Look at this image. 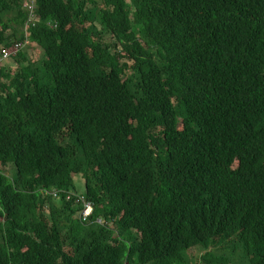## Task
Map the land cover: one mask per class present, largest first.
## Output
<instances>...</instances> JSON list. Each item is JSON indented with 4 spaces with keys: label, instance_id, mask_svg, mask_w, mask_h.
<instances>
[{
    "label": "trees",
    "instance_id": "16d2710c",
    "mask_svg": "<svg viewBox=\"0 0 264 264\" xmlns=\"http://www.w3.org/2000/svg\"><path fill=\"white\" fill-rule=\"evenodd\" d=\"M36 1L0 0V264H264V0Z\"/></svg>",
    "mask_w": 264,
    "mask_h": 264
},
{
    "label": "built area",
    "instance_id": "2783aa9c",
    "mask_svg": "<svg viewBox=\"0 0 264 264\" xmlns=\"http://www.w3.org/2000/svg\"><path fill=\"white\" fill-rule=\"evenodd\" d=\"M36 2H37L36 0H25L24 4L22 5L25 11L28 13V17H29L25 25L26 27H29V22H31L30 25L35 26L36 21H38V17H37L38 15L36 12V7H37ZM25 33H28V30H26ZM14 51H15L14 48L13 50H7V49L0 50V66L4 65L5 63L9 62V60H11V54Z\"/></svg>",
    "mask_w": 264,
    "mask_h": 264
},
{
    "label": "rangeland",
    "instance_id": "374dc122",
    "mask_svg": "<svg viewBox=\"0 0 264 264\" xmlns=\"http://www.w3.org/2000/svg\"><path fill=\"white\" fill-rule=\"evenodd\" d=\"M23 29H24V31H26V30L29 29V27H26L25 26ZM10 62H12V60H9V62H7L5 65H7L9 67H12L11 69L15 70L16 69V65L14 63L12 64ZM75 183H76V185H77V187H78L79 190H81L82 188L84 189V187L81 186L78 183L77 177H75ZM190 254L193 255V256H195V257H197V259H199L200 250L199 249H193V250L190 251Z\"/></svg>",
    "mask_w": 264,
    "mask_h": 264
},
{
    "label": "crops",
    "instance_id": "0c3cea01",
    "mask_svg": "<svg viewBox=\"0 0 264 264\" xmlns=\"http://www.w3.org/2000/svg\"><path fill=\"white\" fill-rule=\"evenodd\" d=\"M10 63H12V62H10ZM5 64H6V63H5ZM5 64H4V65H1V66H0V69L3 68V67H9V66H7V65H5ZM10 68H11V67H10Z\"/></svg>",
    "mask_w": 264,
    "mask_h": 264
},
{
    "label": "water",
    "instance_id": "95a60500",
    "mask_svg": "<svg viewBox=\"0 0 264 264\" xmlns=\"http://www.w3.org/2000/svg\"><path fill=\"white\" fill-rule=\"evenodd\" d=\"M197 264H199V260H198V263Z\"/></svg>",
    "mask_w": 264,
    "mask_h": 264
}]
</instances>
